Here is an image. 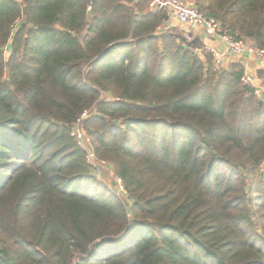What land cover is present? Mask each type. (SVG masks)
Returning a JSON list of instances; mask_svg holds the SVG:
<instances>
[{"label": "trees", "instance_id": "trees-1", "mask_svg": "<svg viewBox=\"0 0 264 264\" xmlns=\"http://www.w3.org/2000/svg\"><path fill=\"white\" fill-rule=\"evenodd\" d=\"M148 2L0 0V264H264V103ZM193 3L264 47V0Z\"/></svg>", "mask_w": 264, "mask_h": 264}, {"label": "built area", "instance_id": "built-area-1", "mask_svg": "<svg viewBox=\"0 0 264 264\" xmlns=\"http://www.w3.org/2000/svg\"><path fill=\"white\" fill-rule=\"evenodd\" d=\"M147 10L150 12L163 10L173 22L175 21L186 28L193 29L200 27L209 39L221 41L225 45V50L203 44L204 50L208 51L213 58L212 66L214 70H219L224 67L223 65L228 52L231 55H248L258 60L262 65L263 73L261 75L251 74L244 69L240 81L242 84L250 86L257 98L260 100L264 99V47H259L244 38L237 37L235 34L225 32L221 23L212 16L204 15L194 5L193 0H149ZM171 26V24L166 23L159 25L156 30L159 32ZM187 37L189 39L191 38L189 35H187ZM89 114V111L82 112L74 124L72 135L77 144L85 152L88 165L91 169H97L100 165V160L95 156L90 139L81 129V122L87 118ZM116 180L122 186L121 179L116 176ZM121 189L124 190L123 186Z\"/></svg>", "mask_w": 264, "mask_h": 264}, {"label": "rangeland", "instance_id": "rangeland-1", "mask_svg": "<svg viewBox=\"0 0 264 264\" xmlns=\"http://www.w3.org/2000/svg\"><path fill=\"white\" fill-rule=\"evenodd\" d=\"M167 17H168V15H167ZM165 22L167 24H170V22H172V20L168 17V20ZM166 23H164V24H166ZM172 28L176 29L178 32H181L187 41H189V40H191V38L195 37L194 30L192 28L184 27V29H179L178 27H176L174 25H172L170 27V29H172ZM187 35L191 36V38L189 39L187 37ZM245 40H247V39H245ZM247 41H249V40H247ZM204 53H205L204 56H210L211 57L210 61L212 64L213 58H212L211 54L206 50ZM4 56L5 57L8 56V50H5ZM212 68H213V66H212ZM223 68H220L219 70H221ZM224 69H226V68H224ZM257 99H259V98H257ZM260 101H262L264 103V99L263 100L261 99ZM83 132L90 139V137L85 133L84 130H83ZM99 163H100V165L97 167V169H92V173L95 175L96 179L102 184V186L106 187L111 193H113L118 199H120V201L124 204V206L127 209L129 206V202L126 201L125 199L128 198V196H127L126 192L123 189H121L122 186L116 180V175L114 173L112 165L105 160H102V161L100 160Z\"/></svg>", "mask_w": 264, "mask_h": 264}, {"label": "crops", "instance_id": "crops-1", "mask_svg": "<svg viewBox=\"0 0 264 264\" xmlns=\"http://www.w3.org/2000/svg\"><path fill=\"white\" fill-rule=\"evenodd\" d=\"M170 24L178 27L179 29H184L183 25H181L175 21L170 22ZM193 30H194L195 37H198L199 40L203 44H208V45L214 46L220 50H225V45L221 41L209 39L205 35L202 28L196 27V28H193ZM234 63H239L243 67V70L245 69L247 72H249L251 74L261 75L263 73L262 65L255 58L250 57L248 55H242V56L241 55H231L228 52L227 57H226L225 62H224V65H223L224 68H228V67H230V65H232Z\"/></svg>", "mask_w": 264, "mask_h": 264}]
</instances>
